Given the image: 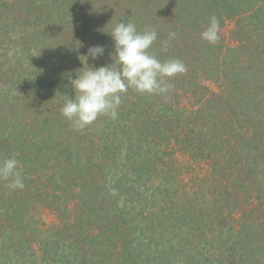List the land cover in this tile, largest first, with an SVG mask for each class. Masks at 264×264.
Here are the masks:
<instances>
[{
    "label": "trees",
    "instance_id": "trees-1",
    "mask_svg": "<svg viewBox=\"0 0 264 264\" xmlns=\"http://www.w3.org/2000/svg\"><path fill=\"white\" fill-rule=\"evenodd\" d=\"M213 15L210 44L200 34ZM121 20L155 29L150 54L187 71L163 95L129 88L116 119L76 131L60 113L69 78L90 46L105 49L90 66L112 62L107 32ZM4 39L0 162H19L24 188L0 180V261L264 264V0H0V49ZM22 56L42 61L39 87L13 82ZM190 175L202 201L185 192Z\"/></svg>",
    "mask_w": 264,
    "mask_h": 264
},
{
    "label": "clouds",
    "instance_id": "clouds-1",
    "mask_svg": "<svg viewBox=\"0 0 264 264\" xmlns=\"http://www.w3.org/2000/svg\"><path fill=\"white\" fill-rule=\"evenodd\" d=\"M219 29V19L211 16L207 28L200 34L201 39L215 44L220 39ZM107 34L114 41V52L110 53L112 62L99 67L90 66L87 60L95 61L105 51L102 45L90 46L83 55L85 60L81 61L89 67L77 72L75 79L69 78L75 94L62 104L60 113L76 131L85 129L100 116L116 119L121 95L129 88L140 94L163 95L171 87L166 78L187 71L179 59L161 61L150 54L149 49L158 36L153 28L138 31L134 23L121 20ZM175 35V32H171L166 40L161 41L164 51H167ZM18 163L14 157L0 162V180L9 181L8 187L12 190L24 188L23 178L17 170Z\"/></svg>",
    "mask_w": 264,
    "mask_h": 264
},
{
    "label": "rangeland",
    "instance_id": "rangeland-1",
    "mask_svg": "<svg viewBox=\"0 0 264 264\" xmlns=\"http://www.w3.org/2000/svg\"><path fill=\"white\" fill-rule=\"evenodd\" d=\"M236 19L237 18H234L232 20L226 19L225 22L223 23L224 25H223V28H222V35H224V38H225V40L227 42H229L231 40L230 38L233 35V30L235 29V26H237V25H240L241 26L242 25V24H239L238 21H235ZM3 42L4 43L2 45V49H0V55L2 56L4 54H7V56H9V52L8 51H10L12 49V46H11L12 44H9V46H6L5 44H6V42H8L7 39H4ZM4 46H5V48H4ZM6 49H8V50H6ZM24 58H25V56H22L21 57V59H20L21 62L20 63L19 62H17V63L14 62V64H13V62L11 63V64H13V66H12L13 69H15V72L12 75L13 78H14L13 79V82L17 79V81L19 83L22 82L23 84L28 85V86H31V85L33 86V83H34L36 86L39 87L40 85L38 84V80L37 79H34L35 78L34 74L36 72H41V69L43 67V64H41L42 61L41 60H37V59L36 60H33L34 62H32V65H34V66L32 67L31 64L28 65V63H27L28 61H30L32 59H24ZM3 62L4 61L0 58V64H2ZM32 80H34L35 82H33ZM216 80H217V78H216ZM206 84L208 86H211V88H215L216 87L215 84L212 85L208 81H206ZM261 121H262V123L258 127H259V129L261 131L264 132V119L261 120ZM262 138H264V136ZM180 159H183V161H186L187 160V157L182 156V157H180ZM259 167L264 172V169L262 168V167H264V159L261 160V163H260ZM193 177L194 176L190 175L188 177V179L187 178L185 179V182L188 181V184H189L188 185V189L185 192L187 193V196L188 197L196 198L197 200L202 201V198L203 197H201V195H198L197 194V184L196 183H192L191 181H189ZM194 180H195V178H194ZM200 191H201V189H200ZM212 192H213V187H212V191H211V187H209V186H206L202 190V194H205L208 198H209V196L212 197V195H211ZM50 218L51 217H48L46 215L43 216V219H45V220H49ZM212 229L214 231L217 230V228L214 225V223L212 225ZM0 242H1V239H0ZM34 249H35V247L32 248L33 253H34ZM207 249H208V246L206 248H203V250H201L200 248H198V253L202 252L206 257H208L209 256L208 253L205 254V252H206ZM0 263L1 264H8V262L5 261L4 259L1 260Z\"/></svg>",
    "mask_w": 264,
    "mask_h": 264
}]
</instances>
